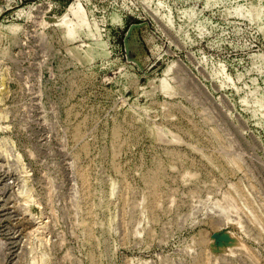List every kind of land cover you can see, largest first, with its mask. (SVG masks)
Listing matches in <instances>:
<instances>
[{"label": "rangeland", "instance_id": "374dc122", "mask_svg": "<svg viewBox=\"0 0 264 264\" xmlns=\"http://www.w3.org/2000/svg\"><path fill=\"white\" fill-rule=\"evenodd\" d=\"M0 125L2 264H264V0H0Z\"/></svg>", "mask_w": 264, "mask_h": 264}, {"label": "built area", "instance_id": "2783aa9c", "mask_svg": "<svg viewBox=\"0 0 264 264\" xmlns=\"http://www.w3.org/2000/svg\"><path fill=\"white\" fill-rule=\"evenodd\" d=\"M0 184H1L0 185V197H1L2 189L4 190L16 189L18 182H17V178L8 172L6 176L0 177ZM1 220L2 219L0 218V223H1ZM12 226L11 227L14 229L13 230H11L12 228L10 230L8 229V233L6 231L3 232V230L0 228V238H3L4 240H6V244L0 242V264H2L1 259L6 258L5 250H9V249L12 250L16 247H21V243H19V239L25 233L22 232L21 229H19V227H16L15 223H13Z\"/></svg>", "mask_w": 264, "mask_h": 264}, {"label": "bare ground", "instance_id": "6f19581e", "mask_svg": "<svg viewBox=\"0 0 264 264\" xmlns=\"http://www.w3.org/2000/svg\"><path fill=\"white\" fill-rule=\"evenodd\" d=\"M1 126V125H0ZM4 140V139H3ZM1 145V144H0ZM1 147V146H0ZM17 155V154H16ZM14 157H16V156H14ZM19 157V156H18ZM16 159V158H15ZM13 227V226H12ZM12 227H10V228H12ZM14 228H12L11 230H13ZM34 230H35V228H34ZM38 229L36 228V231H37ZM34 232V231H33ZM0 242H2V243H5L6 244V240H4L3 238H0Z\"/></svg>", "mask_w": 264, "mask_h": 264}]
</instances>
